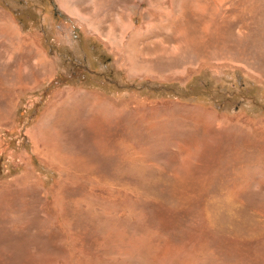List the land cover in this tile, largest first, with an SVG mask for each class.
Instances as JSON below:
<instances>
[{
  "label": "rangeland",
  "instance_id": "obj_1",
  "mask_svg": "<svg viewBox=\"0 0 264 264\" xmlns=\"http://www.w3.org/2000/svg\"><path fill=\"white\" fill-rule=\"evenodd\" d=\"M182 2L0 0V264H264V0Z\"/></svg>",
  "mask_w": 264,
  "mask_h": 264
},
{
  "label": "bare ground",
  "instance_id": "obj_2",
  "mask_svg": "<svg viewBox=\"0 0 264 264\" xmlns=\"http://www.w3.org/2000/svg\"><path fill=\"white\" fill-rule=\"evenodd\" d=\"M183 2H184V0H182ZM183 2H182V5H184L183 4ZM194 6V5H193ZM185 7V6H184ZM182 8V7H181ZM195 9L197 10V12H198V7L197 6H195ZM5 28V27H4ZM161 29V28H160ZM130 36H131V34H130ZM136 36V35H135ZM133 37V36H132ZM185 38V37H184ZM183 38V39H184ZM133 39V38H132ZM135 39H136V37H135ZM134 49V48H133ZM136 52H137V50H136ZM29 241V240H28ZM55 257V256H54ZM59 257V256H58ZM47 259H49V257H47Z\"/></svg>",
  "mask_w": 264,
  "mask_h": 264
},
{
  "label": "crops",
  "instance_id": "obj_3",
  "mask_svg": "<svg viewBox=\"0 0 264 264\" xmlns=\"http://www.w3.org/2000/svg\"><path fill=\"white\" fill-rule=\"evenodd\" d=\"M24 257H26V256H24Z\"/></svg>",
  "mask_w": 264,
  "mask_h": 264
}]
</instances>
